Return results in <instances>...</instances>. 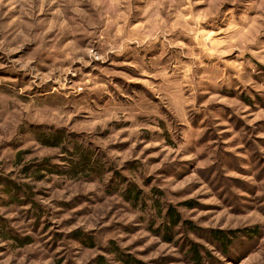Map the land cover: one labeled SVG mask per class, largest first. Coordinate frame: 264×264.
I'll return each instance as SVG.
<instances>
[{"label":"rangeland","instance_id":"374dc122","mask_svg":"<svg viewBox=\"0 0 264 264\" xmlns=\"http://www.w3.org/2000/svg\"><path fill=\"white\" fill-rule=\"evenodd\" d=\"M194 247L264 264V0H0V264Z\"/></svg>","mask_w":264,"mask_h":264},{"label":"trees","instance_id":"16d2710c","mask_svg":"<svg viewBox=\"0 0 264 264\" xmlns=\"http://www.w3.org/2000/svg\"><path fill=\"white\" fill-rule=\"evenodd\" d=\"M180 223H181V220H180V217L178 216V214L176 212H174V211H170L168 227L169 228H173V227L175 228ZM217 235L219 236L218 237L219 240H224L225 239L221 233H217ZM218 243L221 244L220 241H218ZM117 253L121 257L120 259H121V261L124 264H144L143 262L136 261V260L132 259V257H130L128 255L124 256V255H121L119 252H117ZM189 255L191 256L192 261L195 262L196 264H204L203 263V259L204 258L202 256L201 252L198 249H196L195 247L194 248H190ZM99 264H104V263L100 262Z\"/></svg>","mask_w":264,"mask_h":264}]
</instances>
